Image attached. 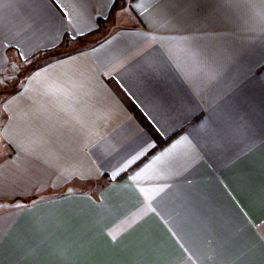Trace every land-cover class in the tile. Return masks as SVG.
I'll return each instance as SVG.
<instances>
[{
	"label": "crops",
	"instance_id": "crops-1",
	"mask_svg": "<svg viewBox=\"0 0 264 264\" xmlns=\"http://www.w3.org/2000/svg\"><path fill=\"white\" fill-rule=\"evenodd\" d=\"M0 264H264V0H0Z\"/></svg>",
	"mask_w": 264,
	"mask_h": 264
}]
</instances>
